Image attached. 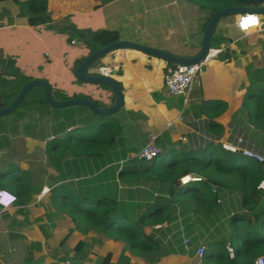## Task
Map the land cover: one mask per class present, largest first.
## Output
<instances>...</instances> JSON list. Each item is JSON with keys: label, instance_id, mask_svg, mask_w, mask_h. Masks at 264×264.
<instances>
[{"label": "crops", "instance_id": "1", "mask_svg": "<svg viewBox=\"0 0 264 264\" xmlns=\"http://www.w3.org/2000/svg\"><path fill=\"white\" fill-rule=\"evenodd\" d=\"M24 1L0 0V49L10 47L6 54L0 53V61L12 60L15 63L20 55L24 62L25 58L27 63L34 62L32 67H40L42 60L30 61L25 56V49L22 52L12 50L11 44L19 37L29 34L33 40L42 42L38 31L46 28L52 32L50 36L58 45L57 56L60 57L66 47L61 36L63 30L71 29L74 34L87 28L101 29L95 28L94 19L92 26L86 20L95 18L98 11L103 16L108 14L102 28L117 30L120 40H131L186 57L200 51L203 31L210 16L209 8L198 4L201 0H48L46 13L50 20L30 26L27 16L20 13L18 2ZM263 4L264 0L258 3ZM261 16V27L246 35L235 27L236 15L218 20L216 28L222 32L227 43L212 46L222 50L205 64V70L198 73L187 95H171L164 87V74L174 63L133 49L120 48L100 58L104 65L102 71L95 63L90 66L98 70L88 71L90 73L109 76L114 73L112 78L122 87L123 105L112 115L120 127L115 147L96 161L84 157L64 158L58 165L59 174L56 176L59 177L53 178L56 182L51 187L47 186L48 183L43 187L35 185L28 173L31 190L25 195L27 198L19 199L13 206L0 207V264H96L95 259L107 252L112 255L111 263L118 264L124 243L92 230L86 234L79 232L74 223L51 204V189L62 181L73 180V187L81 193L111 195L123 202L124 185L119 187L117 181L112 180L111 173L108 175V166L123 165L130 158H135L137 151L147 142L148 133L158 135L157 143L164 150L161 157L169 160L180 159L187 153L198 156L209 142L221 147L223 143H229L236 145L238 151L239 148H249L264 154V130L249 117L247 108L249 106L253 110L252 105L259 99L256 92H264V13ZM72 36L68 37L70 44H82L77 36H74L77 41ZM71 40L75 42L71 43ZM88 54L89 51L82 45L79 52L70 54L71 62L82 60ZM50 55V52H44V56ZM58 57L55 61L59 60ZM43 64L46 69L54 65L47 59ZM70 67L66 70L68 77L51 71L53 89L68 87L72 88L71 92L75 89L90 90L89 93L105 104L113 103L114 100L110 101L112 91L100 84H80L79 81L73 84ZM119 68L122 71L116 74ZM213 102L222 103L225 110L216 114ZM75 106L67 111L69 119L66 123L63 118L55 120L61 124L63 133L70 130L69 127L80 126L82 121L91 125L96 120L95 116L91 117L94 113L89 108ZM239 139L242 140L240 144ZM47 160L49 165L50 159ZM95 162L99 163V170L95 169ZM15 168L21 169L0 166V177L5 179L4 182L1 179L0 184L13 192L18 185L11 174ZM104 172L107 174L102 175ZM220 176L217 179L228 178ZM44 187L50 189L42 194ZM261 191L262 195L254 200L256 207L264 206V191ZM195 193L182 195L181 204L176 207L169 222L161 226H145L148 232L158 228L159 232L153 230L152 233L162 242L159 260L147 263L144 258L126 251L129 258L127 264H231L238 258L232 216L236 212L247 213L252 206L242 204V192L234 187L220 186L216 192L206 187ZM213 194H216L215 201ZM185 238L190 240L188 244L184 243ZM85 243L88 246L80 257L77 254ZM214 245L220 248L221 256L213 252ZM199 246L205 248L202 256L196 254Z\"/></svg>", "mask_w": 264, "mask_h": 264}, {"label": "trees", "instance_id": "2", "mask_svg": "<svg viewBox=\"0 0 264 264\" xmlns=\"http://www.w3.org/2000/svg\"><path fill=\"white\" fill-rule=\"evenodd\" d=\"M101 1L107 2L109 0ZM208 1L211 0H201L198 4L202 8L203 6L209 8L208 13L210 16L212 12L226 7L262 3V0H212L211 3H207ZM18 4L20 13L27 16L30 26H37L50 20L49 15L46 13L48 0H26L18 2ZM73 36H77L81 40L82 45L87 48L89 53L120 40L117 30L104 28L97 30L83 29L75 32ZM226 43L227 39L222 35V32L215 28L211 36L210 46H220ZM116 50L118 49L114 51ZM96 61L91 63L90 66H93ZM80 62L81 59L76 61V66L72 73L74 79L76 78L75 69ZM0 66L2 67V70L0 69V88L3 87V89H0V107H2L10 103L23 83L35 77L26 75L12 60L0 61ZM174 66L173 64L172 68ZM121 71L122 69L119 68L116 74L121 73ZM113 75L114 73H110L111 77ZM5 76H13L15 79L8 80L4 78ZM77 81V79L74 80L73 84L77 83ZM79 83L86 84L82 81H79ZM100 85L112 91L109 87ZM70 89L72 90V88ZM89 91L84 92L75 89L74 92H65L62 89L56 90L52 87V94L56 99L87 96L94 100L98 106L111 105V103L105 104L102 100L89 93ZM256 95L259 98L258 101L254 105L251 104L254 109L251 110L247 106L250 104L246 106L249 117L264 130V92L257 91ZM113 100L114 93L110 101L112 102ZM44 103L47 102L42 88L35 86L28 91L15 114L21 115L19 111L21 108L27 107L29 109L43 106ZM211 104L215 105L216 114L225 110L222 103L213 102ZM75 107L77 106L73 108ZM94 116L96 120L91 125L82 121L83 124L80 126L72 127L76 129L74 133L68 131V136L65 139L56 140L57 138L54 137L46 143L45 153L46 157L51 161L50 164L59 165L64 158L69 156L73 158L84 157L96 161V159L104 156L106 152L113 150L119 138V122L111 115L98 116L91 114L92 118ZM73 129L70 130L73 132ZM91 129L93 130L92 133H90ZM198 154V156L195 153L180 154L182 156L180 159L176 157L170 160L162 157L159 161L157 158L151 162H140L130 158L122 166H119V164L109 165L108 175L111 173L112 180L117 181L119 187L124 185L123 202L118 201L111 195L92 196L87 193H81L73 187V180L62 181L52 187L50 201L55 210L64 213L67 220L73 222L75 229L82 234L92 230L103 234L109 239L123 242L124 245L118 258V264L128 263L129 258L125 254L126 251H130L134 256L144 258L147 263L157 262L159 256L162 255L160 252L163 247H161V239L152 232L153 230L158 231V228L148 232L145 226H161L164 222H169L176 207L181 204L180 198L182 195L188 192L191 195H195V192L206 187L211 191L208 182L218 185L217 187L225 186L239 189L242 192V204L252 206L247 213H234L232 221L243 218L249 221L253 220L255 223L258 221L264 225V206L256 207L254 203V200L262 195V191L257 189L258 181L264 176L262 164L237 151H227L221 145L213 142L206 143ZM186 161L188 163H185ZM95 169H100L98 162H95ZM16 171L26 174V177L18 176L16 179L18 185L15 186L16 190L14 192L18 196L17 202H19V199L27 198L25 195L30 192L31 186L29 185L28 172L22 169H16ZM188 173L200 174L203 180L191 181L188 184L180 185L178 183L179 178ZM105 174L107 172L102 173V175ZM108 175L106 180H108ZM218 175H225L228 178L225 180L217 179ZM98 179H101V176ZM4 180L1 181L4 182ZM32 190L35 189L32 187ZM155 191L157 192L156 195ZM144 194L145 199L143 198ZM212 199L213 201L216 200V194H213ZM235 238L238 258H235L231 264H254L253 260L256 256L264 253V233L254 238L243 237L236 233ZM66 239L67 236L61 241V244ZM86 246H88L87 243L78 252V256L83 257ZM213 252H216L217 255H222L217 245H214ZM111 256V253L107 252L104 256H98L95 262L96 264H112Z\"/></svg>", "mask_w": 264, "mask_h": 264}, {"label": "rangeland", "instance_id": "3", "mask_svg": "<svg viewBox=\"0 0 264 264\" xmlns=\"http://www.w3.org/2000/svg\"><path fill=\"white\" fill-rule=\"evenodd\" d=\"M94 17L95 18L86 20L91 22L90 26H92V21L94 19V22L97 24H94L95 28H102L103 23H105L104 18H107L108 14L103 16L102 12L98 11L94 15ZM38 32L43 38L42 42L33 40L31 38V35L28 34L24 38L19 37L15 43L11 44V46L12 50H20L21 52L23 49H25V56H27L30 61H35V59L39 61L40 59L42 61L39 64L42 63V65L40 67H32L31 63L34 64V62L27 63L26 58L24 62V59H20V55L18 56L15 65L20 67L23 72L30 77H46L45 79L50 82L52 87H54V83L51 80V71L53 70L54 73L62 77H68V73L66 70L68 66H71L70 71L73 73V70L76 66V62H71L72 58L70 59V54L72 52H79L82 44L76 46L70 44L68 37L72 36L74 31H72L71 29L63 30L61 36L64 39L66 47L65 51L61 53L60 57H58V45L54 38L50 36L52 32L47 31L46 28H40ZM74 38V40L77 41L78 38ZM9 49L10 47L7 49H0V53L6 54ZM45 51L50 52L51 55L49 57L44 56ZM34 56L36 58H34ZM56 57L59 58L58 61H55ZM153 57H156L155 59H160V57L157 56ZM45 59H47V62H51L52 64H54H50V66L52 65L50 69H46L45 65L43 64ZM100 60L101 59H98L95 62V65L97 68H99V70L102 71L104 65H102L103 63L100 62ZM0 69L2 70L1 66ZM88 71L97 72L98 70L89 67ZM76 79L77 78L73 80ZM77 80L80 81L79 79ZM62 90L65 92L71 91V89H68V87H63ZM74 106L75 105L65 107H54L49 105L48 103H44L42 108H29L27 114L23 117H19L15 115V113H9L7 115L1 116L0 166L6 165L8 167H19L21 169L26 170L30 174V177L32 178V181L35 185H41L43 187L48 183L47 186H53L54 182H56L53 180V178L55 179L59 177L56 176L57 173L59 174V172L57 171L58 165H48V160L45 153V145L49 140L53 139L54 137L57 138L56 140L65 139L66 136H68V131H71V133H74L76 131V129H73V132L72 130H67L66 133H63L61 130V124L59 122H55V120H61L63 118V121L66 123V120L69 119V117H67L69 115L67 111L70 112ZM113 114H111V116ZM69 128L71 129L72 127ZM92 132L93 130L91 129L90 133ZM161 156L158 157V161L162 159ZM49 163H51V161ZM11 174L15 180L18 178V176L26 177V174L18 173V171H16V168L15 171ZM7 179H9V177H7ZM232 225L234 241L236 233H238L240 236L250 238L260 236L264 233V225H262L258 221L255 223L253 222V220L249 221L243 218H239L236 219V221H234Z\"/></svg>", "mask_w": 264, "mask_h": 264}, {"label": "water", "instance_id": "4", "mask_svg": "<svg viewBox=\"0 0 264 264\" xmlns=\"http://www.w3.org/2000/svg\"><path fill=\"white\" fill-rule=\"evenodd\" d=\"M244 12L263 14L264 4L230 6L212 12L203 31L201 49L194 56L186 57V56L175 55L163 49H158L140 43L131 42V40L130 41L118 40L110 44H107L103 47H100L92 51L88 55H86L76 67L75 76L77 79L85 83H96L109 87L114 93V101L111 105L98 106L94 100H92L90 97L87 96H78L68 99H56L52 94V87L46 79L33 78L25 82L21 86L19 93L9 105L0 108V116H4L9 113H12L19 106L25 94L35 86L42 88L45 100L51 106L65 107L70 105H82L89 108L94 114L98 116H109L117 112L123 105L124 100H123L122 87L118 81H116L114 78L110 77L109 75H103L97 73L95 74L88 72V67L90 66L91 63H93L97 59L102 58L103 56L114 51L115 49H120V48L134 49L136 51L142 52L147 55L157 56L166 61L172 62L175 65L196 63L204 59L208 51V48L210 47L211 36L216 28V24L218 20L224 16L237 15L238 13H244ZM200 70L201 71L205 70V64L201 65ZM165 89L167 90L166 87ZM238 153L241 154V150H239Z\"/></svg>", "mask_w": 264, "mask_h": 264}, {"label": "built area", "instance_id": "5", "mask_svg": "<svg viewBox=\"0 0 264 264\" xmlns=\"http://www.w3.org/2000/svg\"><path fill=\"white\" fill-rule=\"evenodd\" d=\"M263 21L261 14L258 13H250V12H244V13H238L235 17V27L240 31L243 35H246L247 33H252V31L257 30L261 27ZM74 40H71V43H74ZM221 48H216L210 46L208 48V51L204 57L199 62L196 63H190V64H176L173 68L169 69L164 74V87L167 88V93L171 95H187L188 92L192 89L194 80L198 73L201 71V65L206 64L211 58L216 57L220 52ZM157 137L158 135L153 133H148V140L147 142L137 151L135 154L134 160L140 161V162H151L161 156L164 153L163 148L157 143ZM241 139H239L238 144L241 143ZM222 147L231 152L238 151V147L236 145H232L229 143H223ZM241 150V154L250 157L251 159H255L257 162L262 164V168L264 171V154L255 151L253 149L249 148H239ZM119 166H122V164H119ZM203 180L202 176L196 175L193 173H188L179 178L180 184H187L191 181H201ZM261 181H264L263 178L258 181L257 189L263 190L264 188H260L259 184ZM210 189L213 192H216L217 185L214 183L208 182ZM49 187H44L41 191V193H45L49 191ZM0 193H5L2 189H0ZM9 195V194H7ZM11 196V195H10ZM2 198V197H0ZM13 202L10 203L7 207L12 206ZM0 207L6 208L3 204H0ZM190 240L188 238L184 239V243L188 244ZM205 252L204 246H199L196 249V254L198 256H202ZM254 264H264V254H261L259 256H256V258L253 260Z\"/></svg>", "mask_w": 264, "mask_h": 264}, {"label": "clouds", "instance_id": "6", "mask_svg": "<svg viewBox=\"0 0 264 264\" xmlns=\"http://www.w3.org/2000/svg\"><path fill=\"white\" fill-rule=\"evenodd\" d=\"M259 187L260 188H264V181H261L260 182ZM0 189H2L4 192H6L7 194H9V195H7L5 193H0V197H2V198H0V204H3L5 207H7L12 202H13V205H15L17 203L18 196H17V194L15 192H13V191H11V190H9L7 188L2 187L1 185H0Z\"/></svg>", "mask_w": 264, "mask_h": 264}, {"label": "flooded vegetation", "instance_id": "7", "mask_svg": "<svg viewBox=\"0 0 264 264\" xmlns=\"http://www.w3.org/2000/svg\"><path fill=\"white\" fill-rule=\"evenodd\" d=\"M4 78H6V79H8V80H14V79H15V77H13V76H10V77H6V76H5ZM23 84H24V83H23ZM23 84H22V85H23ZM22 85H21V86H22ZM20 88H21V87H20ZM0 89H3V87H1ZM31 89H32V88H31ZM19 91H20V89H19ZM19 91L13 96V98H12L11 101H10V103L15 99V97L17 96V94L19 93ZM27 93H28V92H27ZM27 93H26V94H27ZM26 94H25V96H26ZM25 96H24V97H25ZM24 97H23V99H24ZM23 99H22V100H23ZM21 102H22V101H21ZM21 102H20V104H21ZM10 103H9V104H10ZM9 104H8V105H9ZM20 104H19V106H18V107L12 112V113H15L16 110L19 109ZM6 106H7V105H6ZM6 106H2V107H6ZM38 107L42 108V105H41V106H38ZM0 108H1V107H0ZM19 111L21 112V115H18L17 113H16L15 115H17V116H19V117H23V116H25V115L27 114L28 109H27V107H26V108H21ZM0 117H1V116H0Z\"/></svg>", "mask_w": 264, "mask_h": 264}]
</instances>
